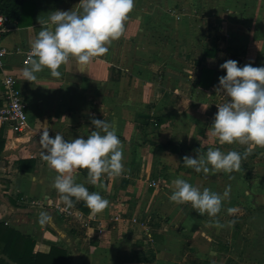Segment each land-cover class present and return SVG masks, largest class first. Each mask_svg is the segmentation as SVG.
Segmentation results:
<instances>
[{
    "label": "crops",
    "instance_id": "1",
    "mask_svg": "<svg viewBox=\"0 0 264 264\" xmlns=\"http://www.w3.org/2000/svg\"><path fill=\"white\" fill-rule=\"evenodd\" d=\"M26 1L33 15L27 6L25 26L10 21L0 68V107L6 72L16 75L29 114L23 132L0 127V223L32 238L34 252L67 250V264H264V146L215 137L217 104L229 97L219 82L200 84L203 67L225 75L219 65L229 58L264 65V0H216L203 14L195 0H134L124 33L106 53L87 64L70 59L60 77L45 67L34 81L22 74L30 39L50 11L78 0ZM92 118L114 122L124 152L118 176L102 174L93 185L87 169L73 173L107 198L100 211L75 197L66 206L40 140L46 124L50 136L87 138ZM209 147L240 152V168L205 173L183 162ZM178 175L201 189L228 188L220 211L209 216L171 201Z\"/></svg>",
    "mask_w": 264,
    "mask_h": 264
},
{
    "label": "clouds",
    "instance_id": "2",
    "mask_svg": "<svg viewBox=\"0 0 264 264\" xmlns=\"http://www.w3.org/2000/svg\"><path fill=\"white\" fill-rule=\"evenodd\" d=\"M134 0H78L70 10L56 9L48 13L47 20L29 41L30 60L22 69L24 80L34 81L45 67L52 77H60L59 68L70 59L87 64L93 58L108 51L107 45L122 36L125 21L133 10ZM226 74L219 77L217 90L229 99L217 104L218 111L212 122V134L221 142L250 141L264 146V65L251 63L239 65L235 59H226L219 65ZM94 129L87 138L78 136L65 139L60 132L49 135L47 124L40 140L45 151L43 159L57 171L53 186L66 206L71 207L75 197L89 208L100 211L109 201L100 192L89 191L83 183L76 182L74 171L88 170V182L95 185L102 174L118 176L124 170L122 141L114 122L92 118ZM249 149L245 150L247 155ZM242 154L236 150L227 152L219 147H209L205 154L196 157L185 155L183 162L196 172H231L241 166ZM169 195L177 203L190 202L201 214H217L222 200L228 196L226 188L221 194L208 187L201 189L181 176L172 180ZM229 208L228 212H234ZM49 220L46 212L40 213V222Z\"/></svg>",
    "mask_w": 264,
    "mask_h": 264
},
{
    "label": "trees",
    "instance_id": "3",
    "mask_svg": "<svg viewBox=\"0 0 264 264\" xmlns=\"http://www.w3.org/2000/svg\"><path fill=\"white\" fill-rule=\"evenodd\" d=\"M31 7L33 15L34 5L26 0H0V13L10 21H18L19 26H25L26 7ZM221 72L216 69L203 67L200 84L204 87L219 82ZM35 241L18 230L0 223V254L7 255L18 264H67V250L53 246L47 253L34 252ZM0 264H10L0 256Z\"/></svg>",
    "mask_w": 264,
    "mask_h": 264
},
{
    "label": "built area",
    "instance_id": "4",
    "mask_svg": "<svg viewBox=\"0 0 264 264\" xmlns=\"http://www.w3.org/2000/svg\"><path fill=\"white\" fill-rule=\"evenodd\" d=\"M10 20L0 13V68L3 69L8 48L5 45V35L10 30ZM30 60V47L26 52L25 61ZM4 104L0 107V127L7 126L12 131L20 133L29 127L28 103L18 86L16 75L4 72ZM101 231V230H100Z\"/></svg>",
    "mask_w": 264,
    "mask_h": 264
},
{
    "label": "rangeland",
    "instance_id": "5",
    "mask_svg": "<svg viewBox=\"0 0 264 264\" xmlns=\"http://www.w3.org/2000/svg\"><path fill=\"white\" fill-rule=\"evenodd\" d=\"M195 1H197V3L199 2L198 5H200V7L198 8L197 12L200 14L207 12V10L208 11L211 10L213 7H215L214 5L216 3V0H195ZM223 5H225V4H223ZM221 15L223 16V14H221Z\"/></svg>",
    "mask_w": 264,
    "mask_h": 264
},
{
    "label": "water",
    "instance_id": "6",
    "mask_svg": "<svg viewBox=\"0 0 264 264\" xmlns=\"http://www.w3.org/2000/svg\"><path fill=\"white\" fill-rule=\"evenodd\" d=\"M0 256L4 257L5 259H7L9 262H11L12 264H17L15 262H13L12 260H10V258L7 255L4 254H0Z\"/></svg>",
    "mask_w": 264,
    "mask_h": 264
}]
</instances>
